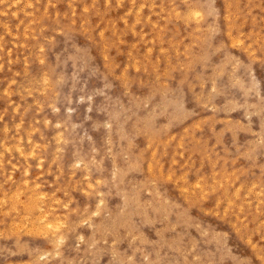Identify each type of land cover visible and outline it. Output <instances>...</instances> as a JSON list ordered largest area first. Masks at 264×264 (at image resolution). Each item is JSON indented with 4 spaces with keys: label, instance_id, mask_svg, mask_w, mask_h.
Here are the masks:
<instances>
[{
    "label": "rangeland",
    "instance_id": "374dc122",
    "mask_svg": "<svg viewBox=\"0 0 264 264\" xmlns=\"http://www.w3.org/2000/svg\"><path fill=\"white\" fill-rule=\"evenodd\" d=\"M0 128V264H264V0H0Z\"/></svg>",
    "mask_w": 264,
    "mask_h": 264
},
{
    "label": "bare ground",
    "instance_id": "6f19581e",
    "mask_svg": "<svg viewBox=\"0 0 264 264\" xmlns=\"http://www.w3.org/2000/svg\"><path fill=\"white\" fill-rule=\"evenodd\" d=\"M145 4H146V3H145ZM134 7H135V6H134ZM136 7H137V6H136ZM133 10H134V9H132V11H133ZM132 11H131V12H132ZM239 46H240V45H239ZM40 73H41V72H40ZM38 81H39V80H38ZM31 82H32V81H31ZM20 83H21V82H20ZM43 87H44V86H43ZM19 89H20V88H19ZM35 89H36V88H35ZM24 92H25V91H24ZM106 123H107V122H106ZM8 128H9V126H8ZM0 129H1V128H0ZM10 129H11V128H10ZM16 129H17V128H16ZM20 130H21V129H20ZM2 131H3V130H2ZM10 131H12V130H10ZM20 132H21V131H20ZM15 133H16V132H15ZM19 134H20V133H18L17 135H19ZM21 134H22V133H21ZM10 135H11V134H10ZM6 137H7V136H6ZM18 138H19V137H18ZM21 138H22V137H21ZM28 138H29V137H28ZM28 138H26V139L28 140ZM3 139H4V135H3ZM11 141H12V139H11ZM13 141H14V139H13ZM18 141H19V140H18ZM24 141H25V140H24ZM32 141H33V140H32ZM8 142H9V141H8ZM21 142H22V141H21ZM15 143H16V142H15ZM13 144H14V143H13ZM17 144H18V143H17ZM25 144H26V143H25ZM27 144H29V143H27ZM27 144H26V145H27ZM2 145H3V144H2ZM2 145H1V146H2ZM29 145H30V144H29ZM29 145H28V148H27V149H29ZM1 146H0V148H1ZM8 146H9V143H8ZM8 146H7V147H8ZM21 146H22V145H21ZM21 146H20V147H21ZM23 146H24V145H23ZM7 147H6V148H7ZM15 147H17V146H14V147H12V148L14 149ZM18 147H19V145H18ZM2 148H4V146H3ZM39 148H40V147H39ZM9 149H10V148H9ZM17 149H18V148H17ZM22 149H23V148H22ZM2 150H3V149H2ZM15 150H16V149H15ZM4 151H6V150H4ZM9 151H10V150H9ZM16 151H17V150H16ZM34 151H35V150H34ZM0 152H1V150H0ZM2 152H3V151H2ZM10 152H11V151H10ZM12 152L15 153L14 150H12ZM14 153H13V154H14ZM21 153H22V151H21ZM21 153H20V154H21ZM23 153H24V151H23ZM23 153H22V155H23ZM27 153H28V152H27ZM11 154H12V153H11ZM15 154L18 156L17 153H15ZM25 155H26V154H25ZM23 156H24V155H23ZM23 156H21V157H23ZM27 156H28V155H27ZM21 157L19 156V158H21ZM87 158H88V157H87ZM22 159H23V158H22ZM69 162H70V161H69ZM78 162H79V161H78ZM83 162H84V161H83ZM64 164H65V163H64ZM82 166H83V165H82ZM83 175H84V174H83ZM81 178H82V177H81ZM89 179H90V178H89ZM81 180L84 181V179H81ZM11 183H12V182H11ZM110 183H111V182H110ZM149 183H150V182H149ZM35 188H36V187H35ZM18 191H19V189H18ZM17 196H18V195H17ZM30 199H31V198H30ZM34 200H36V199H34ZM27 201H29V198H28ZM30 201H31V200H30ZM37 201H38V198H37ZM39 201H40V200H39ZM0 202H1V200H0ZM33 202L35 203V201H33ZM33 202H32V203H33ZM37 203H38V202H37ZM13 204H14V202H13ZM17 205H18V204H17ZM27 205H28V204H27ZM38 205H39V203H38ZM25 206H26V205H25ZM34 206H35V204H34ZM14 207H15V206H14ZM22 207H23V206H22ZM43 207H44V206H43ZM32 208H33V207H32ZM36 208H37V204H36ZM46 208H48V207H46ZM46 208H45V210L42 208V209H43V213L46 211ZM39 209H40V208H39ZM39 209L37 208V210H39ZM42 209H41L40 211H42ZM26 210H27V209H26ZM0 211H1V210H0ZM30 211H31V210H30ZM40 211H39V214L41 215V212H40ZM26 212H27V211H26ZM34 212H35V214H36V211H34ZM37 212H38V211H37ZM46 212H47V211H46ZM11 213H12V212H11ZM24 213H25V209H24ZM13 214H14V213H13ZM25 214H26V213H25ZM22 215H23V214H22ZM26 215L28 216V214H26ZM32 215H33V214H32ZM43 215H44V214H43ZM43 215H42V216H43ZM47 215H48V214H47ZM33 216H34V215H33ZM33 216H32V217H33ZM37 216H38V215H37ZM49 216H50V215H49ZM25 217H26V216H25ZM22 218H23V217H22ZM27 218L29 219V217H27ZM33 218H34V217H33ZM42 218H43V220L40 218L41 221H40V219H38V220H37V223L35 222V224L37 225V224H38V221H40V222L43 221L44 223L42 222V224H45V222L48 221V220L45 218V216H43ZM36 219H37V218H36ZM36 219H34V220L31 219V221L34 222ZM22 220H25V219H22ZM49 220H50V219H49ZM51 220H52V218H51ZM51 220H50V222H51ZM56 220H57V219H56ZM59 220H60V219H59ZM17 222H19V221H17ZM25 222H26V221H25ZM52 222L54 223V220H53ZM56 222H57V221H56ZM59 222H60V221H59ZM28 223H29V224H28ZM28 223L26 222V224H28L27 226L32 225L31 222L28 221ZM53 223H52V225H55V224H53ZM61 223H62V222H61ZM61 223H60V224H61ZM19 224H20V223H19ZM22 224H23V223L21 222V225H22ZM39 224H40V223H39ZM39 224H38V227H39ZM46 224H47V226H52L51 223L49 224V222H47ZM24 225H25V223H24ZM36 225H32L31 227L36 228ZM17 226H18V225H17ZM34 226H35V227H34ZM40 226H42L43 231H44V229H45V227H43L44 225H40ZM57 226H58V225H57ZM54 227H55V226H54ZM54 227H53V228H54ZM61 227H62V226H61ZM25 228H26V226H25ZM27 228H29V227H27ZM27 228H26V229H27ZM48 228H49V227H48ZM54 229H56V228H54ZM9 230H10V229H9ZM13 230H14V229H13ZM28 230H29V229H28ZM28 230H27V231H28ZM35 230H36V229H35ZM38 230H41V232H42V229H39V228H38ZM25 231H26V230H25ZM48 231L52 232V229H49ZM31 232H32V230H31ZM36 232H37V231H36ZM50 232H48L49 235H50ZM54 232H55V231H54ZM54 232H53V233H54ZM33 233H34V229H33ZM43 233H44V232H43ZM31 234H32V233H31ZM34 234H36V233H34ZM46 234H47V230H46ZM46 234H45V235H46ZM55 234H56V233H55ZM39 235H40V234H39ZM53 237H54V236H53ZM55 237H56V235H55ZM57 237H58V236H57ZM53 239H54V238H52V240H53ZM52 240H51V241H52ZM54 240H55V239H54ZM53 243H55V242H53ZM57 243H58V242H57ZM47 258H48V256H47Z\"/></svg>",
    "mask_w": 264,
    "mask_h": 264
}]
</instances>
